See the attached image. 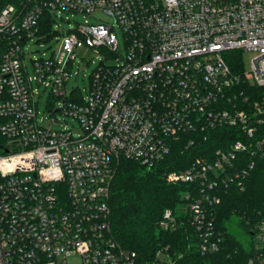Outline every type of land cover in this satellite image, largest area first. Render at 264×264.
Here are the masks:
<instances>
[{
	"label": "built area",
	"instance_id": "2783aa9c",
	"mask_svg": "<svg viewBox=\"0 0 264 264\" xmlns=\"http://www.w3.org/2000/svg\"><path fill=\"white\" fill-rule=\"evenodd\" d=\"M96 11L112 21H86L65 33L56 57L32 60V79L25 46L41 36L43 16ZM83 46L117 62L94 71L88 98L75 92L68 99L69 66ZM230 51L255 53L251 71L234 75L225 58ZM35 81L64 100L49 114L77 120L80 134L40 124ZM243 82L264 88V0L0 3V264H139L111 236L118 163L124 158L152 168L178 133L226 126L239 136L228 150L166 175L170 184L193 186L185 195L188 221L202 252H217L215 193L264 157V95L251 105L237 92ZM164 218V228H175L171 211ZM263 233L261 227L257 235Z\"/></svg>",
	"mask_w": 264,
	"mask_h": 264
},
{
	"label": "trees",
	"instance_id": "16d2710c",
	"mask_svg": "<svg viewBox=\"0 0 264 264\" xmlns=\"http://www.w3.org/2000/svg\"><path fill=\"white\" fill-rule=\"evenodd\" d=\"M50 19L43 16L40 33L54 35ZM225 58L233 74L241 76V51H230ZM237 92L249 96L252 105L260 101L264 88L243 82ZM237 133L226 126L182 131L171 137L169 154L152 168L120 160L109 198L111 236L135 252L139 264H264V233L257 235L264 227V157L255 159L246 177L232 179L215 193L220 202L210 211L219 238L217 252H202V238L188 221L185 195L193 186L166 179L168 173L183 171L198 159L212 158L219 149L228 150L239 140ZM167 210L177 219L175 228L162 226Z\"/></svg>",
	"mask_w": 264,
	"mask_h": 264
},
{
	"label": "rangeland",
	"instance_id": "374dc122",
	"mask_svg": "<svg viewBox=\"0 0 264 264\" xmlns=\"http://www.w3.org/2000/svg\"><path fill=\"white\" fill-rule=\"evenodd\" d=\"M97 18V19H96ZM52 32H57L52 36V39L47 38V34L42 33L39 38L27 41L26 49V64L29 76L35 79L37 74L34 69L32 60L38 58L56 57L60 47L62 37L70 30H75L80 24L86 21L89 23H97L98 20L112 21L107 15L101 11H96L93 15H86L83 13L61 12L51 17ZM50 19V20H51ZM115 32L118 40V54L125 53V38L123 31L117 24ZM76 59L74 63L69 66L70 78L66 84V94L68 99L75 90L76 96H83L88 98V91L90 89L91 78L94 71L100 64L114 65L117 62L115 57L107 58L103 52L97 53L94 49L83 46L75 49ZM243 69L245 72L251 71L252 61L256 54L248 51H241ZM33 88L36 92L38 118L42 126L50 127L53 131H60L63 129H72L74 134L81 133V126L77 120L58 113L57 115H50V111L59 110L64 106L63 99H57L50 95L49 89L43 85H39L36 81L33 83Z\"/></svg>",
	"mask_w": 264,
	"mask_h": 264
}]
</instances>
